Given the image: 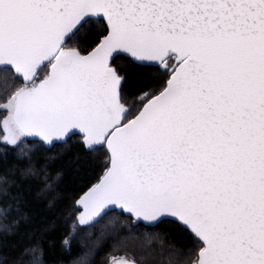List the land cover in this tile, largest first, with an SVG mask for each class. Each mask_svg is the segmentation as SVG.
Listing matches in <instances>:
<instances>
[{
  "label": "snow or ice",
  "instance_id": "snow-or-ice-1",
  "mask_svg": "<svg viewBox=\"0 0 264 264\" xmlns=\"http://www.w3.org/2000/svg\"><path fill=\"white\" fill-rule=\"evenodd\" d=\"M56 148L103 157L73 264L161 226L186 239L167 264H264V0H0V213L9 174ZM21 257L48 264L39 243Z\"/></svg>",
  "mask_w": 264,
  "mask_h": 264
},
{
  "label": "trees",
  "instance_id": "trees-1",
  "mask_svg": "<svg viewBox=\"0 0 264 264\" xmlns=\"http://www.w3.org/2000/svg\"><path fill=\"white\" fill-rule=\"evenodd\" d=\"M0 159L3 154L0 153ZM103 159L98 154L85 156L75 149L61 154L59 148L36 153L31 161H25L8 176V188L13 199L10 201L12 211L7 215L0 213V234L9 237L5 255L17 259V264H26L21 257V249L30 243H39L47 253L48 264H72L81 249L78 244L86 239L81 233L73 241L72 254L66 255L62 244L72 233L74 216L71 208L74 198L85 185L94 182L100 174L99 164ZM12 167V165H9ZM28 169H32L28 172ZM22 172H28L23 175ZM160 229H148L159 236H143L130 240L116 248L105 246L95 257L97 264L107 260L110 255H133L139 259L152 250L151 264H167L169 250L174 243H186L172 232L170 235ZM4 259L0 256V260ZM181 264H185L181 261Z\"/></svg>",
  "mask_w": 264,
  "mask_h": 264
},
{
  "label": "rangeland",
  "instance_id": "rangeland-1",
  "mask_svg": "<svg viewBox=\"0 0 264 264\" xmlns=\"http://www.w3.org/2000/svg\"><path fill=\"white\" fill-rule=\"evenodd\" d=\"M108 259V258H107ZM73 264V263H72Z\"/></svg>",
  "mask_w": 264,
  "mask_h": 264
}]
</instances>
